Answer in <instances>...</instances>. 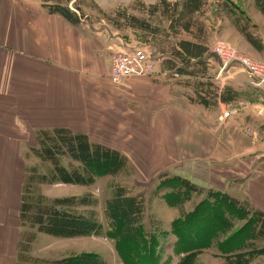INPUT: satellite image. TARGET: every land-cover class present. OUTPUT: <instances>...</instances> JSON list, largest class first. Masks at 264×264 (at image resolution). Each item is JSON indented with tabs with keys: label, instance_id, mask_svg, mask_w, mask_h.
<instances>
[{
	"label": "crops",
	"instance_id": "obj_1",
	"mask_svg": "<svg viewBox=\"0 0 264 264\" xmlns=\"http://www.w3.org/2000/svg\"><path fill=\"white\" fill-rule=\"evenodd\" d=\"M254 3L260 24L264 3ZM42 4L43 0H0V264H16L22 230L28 229L19 221V211L27 152L38 145L40 129L83 132L91 141L122 152L139 176L173 169L196 175L199 163H205L210 188L264 211V123L256 118L264 86L249 85L240 68L220 71L218 61L209 59L214 78L223 77L217 80L219 108L212 111L191 100L181 75L158 65L167 52L159 51L152 40L136 43L158 54L155 74L115 85L109 78L112 54L138 46L123 35L140 38L137 29H99L84 23L82 16L72 23L49 14ZM198 42L210 52L209 43ZM245 51L255 59L263 57L255 49ZM224 83L245 99L222 103ZM223 111L229 114L221 119ZM85 186L43 183L42 194L81 196L89 192ZM59 187L77 191L59 194ZM32 232L28 252L37 259H60L47 255L52 244L87 241L82 239L86 236L49 239L34 227Z\"/></svg>",
	"mask_w": 264,
	"mask_h": 264
},
{
	"label": "trees",
	"instance_id": "obj_2",
	"mask_svg": "<svg viewBox=\"0 0 264 264\" xmlns=\"http://www.w3.org/2000/svg\"><path fill=\"white\" fill-rule=\"evenodd\" d=\"M72 1L43 0L42 6L49 14H58L67 21L77 23L82 13L78 3ZM71 2L73 8L69 5ZM138 4L144 6L141 2ZM202 4L203 0L172 3L160 0L148 5L149 14L163 11V19L167 22L163 28L125 11L116 10V17L105 18L115 28L130 26L145 32L158 46V38L179 36L178 22L199 12ZM158 49L167 52L161 62L163 68L174 70L181 76H204L209 58L206 45L180 38L170 50L160 46ZM234 94L232 88L226 86L220 93V100L229 102ZM198 101L209 106L204 98ZM36 135L38 145L31 149L38 158L49 161L52 167L47 173H39L36 166L25 168L19 211V221L23 225L61 238L103 235L114 242V249L123 264H171L172 256L178 258L175 264H188L195 255L208 248H215L229 264H247L253 256L264 253V211L216 189H210L205 197L186 211L184 203L191 192H197L196 184L186 177L167 176L164 172L160 174L158 186L169 189L163 194L165 202L180 212L170 225L171 232L176 235L174 253L162 259L157 229L147 227L144 222L145 205L141 193H132L127 186L115 184L111 197L104 202L103 224L92 212L87 214L69 208L70 205L91 204L88 203L92 200L88 194L49 198L33 192L35 181L89 186L99 176L115 175L129 166L122 152L91 141L83 132H73L65 127L40 129ZM63 156L79 164L63 166L60 162ZM237 222L242 223L237 226ZM29 242L30 239L26 238L19 243L16 264H106L99 254L92 252H81L54 261L33 258L28 255Z\"/></svg>",
	"mask_w": 264,
	"mask_h": 264
},
{
	"label": "rangeland",
	"instance_id": "obj_3",
	"mask_svg": "<svg viewBox=\"0 0 264 264\" xmlns=\"http://www.w3.org/2000/svg\"><path fill=\"white\" fill-rule=\"evenodd\" d=\"M75 1L76 3H78V6L81 9L80 13H82L83 22L87 23V25H93L95 27H98L99 29L115 28L114 25L111 24V22H109L105 18V16L111 17V19H113V17L117 16V14L115 15L116 10L125 11L128 14H133L136 15L137 17L148 19L151 25H160L161 28L165 27V25L167 24L166 20L163 19L164 18L163 11L159 10V11H155V13L153 14H149V8L147 6L153 4V3H149L148 2L149 0H144V1L143 0H75ZM159 1L160 0H157L155 3H158ZM176 1H181V0H176ZM254 1L256 2V4H258L257 3L258 1L262 2V0H254ZM254 1L253 0H203V4H202L203 6L199 12H196L190 17L184 18L178 22L180 29L179 36L177 35L171 37L169 36L168 38H163V37L158 38L157 41L159 43L158 46L168 51L170 50L172 45H174V43L177 42L178 39L186 38L194 41L209 43L211 48L212 45L215 44L217 41L222 40L229 42V44L232 45V48L234 49L235 52H237V54L249 57L256 61H262L264 60V38H263L264 22L258 24V22L261 21H259L258 18L259 15H257L258 14L257 10H256L257 14L254 13L253 11V9L255 10ZM72 2L69 5L70 7L73 8ZM139 2L143 3L144 6L138 4ZM259 10L264 15V7L260 8ZM248 12H251L252 14H248ZM137 33L140 34V38L137 35L136 36L131 35L129 32H125L123 33V35H125L127 39H130L133 43H135L138 46H140V44H137L136 41L152 40V36L145 35L144 34L145 32L142 33L141 31L137 30ZM245 47H248L249 49H255L258 53H260V55H262L263 53L262 55L263 57L261 59H255L251 57L246 53ZM117 52H114L112 56ZM147 52H150L149 49L147 50ZM151 55L153 56V59L155 61L154 66L156 67L157 64L156 59L158 57V54L157 53L154 54L151 52ZM207 55H209L208 60L212 59L218 61V63L221 65L218 55L212 53L211 49L210 52L207 53ZM161 62L162 60L159 61L158 63L159 66L161 65ZM228 67H232V69L239 68V65L237 63H231L230 65H228ZM155 70L156 68H154L152 74L145 76L154 75ZM214 73H215L214 70L208 69L207 66V70L205 71L204 76H201L203 78H200L199 76H195V75L194 76L190 75L188 76L189 78H184L185 76H179V78H181L180 81L183 79L181 84L190 88L189 91L185 89V93L186 91H188V95L191 96V100L197 102L198 99L201 98L206 99L209 104L208 108L211 109L212 111L219 108V107H215L219 103L218 93L220 90L219 87L220 85L218 84L217 80L223 81L221 79L223 78L222 76H220L219 78L216 76V78H214ZM240 75H242V77L245 79L246 76L245 73L242 72ZM132 77H141V76H131L125 78L124 80ZM226 86L227 83H224V86L222 87V91ZM238 95L240 96V93ZM238 95L234 94L231 101L229 102L222 101V103L233 105L245 99V98H241L242 96L239 97ZM257 109H256V118L259 121H262L259 115L257 114ZM262 123L264 122L262 121ZM30 152H27V157H26L27 167L36 166L37 171L39 173H47L52 167L51 163L47 160H42V159H40V163L42 165L35 162L34 160L36 159L34 158L35 156L34 153H32L33 152L32 151L31 152L33 154L32 155ZM60 162L63 166L66 167L70 165L79 164L77 161L72 160L68 156L61 157ZM199 165H200L199 169H197L198 166L195 167V169H197L195 171H198V173L194 172L196 175L187 172L186 175L184 174L185 175L184 176L183 173L178 172L179 169H177L178 171H175L176 169H173L172 171L166 174L167 176L179 175L182 177H186L190 181L196 184L197 192L196 193L191 192L190 198L184 203V210L186 211L190 210L196 202H198L200 199L205 197L210 189L213 190V188L209 187L211 186L209 184L212 183L207 180V176H206V172H208L206 170L207 165L205 163L203 165L199 163ZM210 170L212 171V167ZM144 172L145 175L139 176L136 170L131 165H129L128 168H125L124 170L120 171L115 175L99 176L95 179V182L92 185L85 186L89 190V192L85 193V195L87 194L90 195V198L93 200L92 201L90 199L91 201H88V203L90 202L91 204L87 206L70 205L69 208L74 211L77 212L81 211L87 214L92 212L94 214L93 216L96 217L99 221H102V223L104 224V214H103L104 202L106 199L111 197L112 188L115 184L127 186L128 188H130V191L132 193H141L144 196L145 225L149 228L151 227L152 229H157V236L158 239L160 240L159 246L161 249V258L164 259L168 257L170 254L174 253L173 246L176 240V235L173 232H171L170 225H171V221L179 214L180 211L178 208L171 207L165 202L163 194L166 193L169 189L161 188V186H158V182L161 179L160 176L162 175L161 173L164 172L161 173L159 172L157 176L149 175L147 171ZM42 185L43 183H37L35 181L34 184L32 185L33 192L42 194ZM75 191L77 190L74 188L69 189V188L59 187L55 192L59 194L67 195ZM81 207H83V210L80 209ZM241 223L242 222H237L236 225L239 226ZM162 230L165 231V233ZM22 231L23 232L20 238V242L23 241L22 239H26V238L30 240L32 239L33 236L32 227L28 226V229ZM43 235H45V237H50L49 239H58L49 234H43ZM74 239H80V238H74ZM82 239H85L87 241L75 240L78 242L60 243L57 245L52 244L50 245L51 249L47 250L46 253L47 255L51 254L52 256H58L56 258H61V256L65 257V256L75 255L81 252H92L99 254L104 259L106 264H123L118 253L114 249V242L110 238L102 235V236H94V238L92 237L90 238L89 236H86L83 237ZM49 241L50 240H47L46 242ZM28 247H29V243H28ZM177 260H178L177 257L172 256L171 264H175ZM45 261H54V260L46 259ZM188 264H229V263L225 261V259L219 254V252L215 248H208L203 250L202 253L195 255ZM247 264H264V253L259 254L257 256H253L252 259H250Z\"/></svg>",
	"mask_w": 264,
	"mask_h": 264
},
{
	"label": "built area",
	"instance_id": "obj_4",
	"mask_svg": "<svg viewBox=\"0 0 264 264\" xmlns=\"http://www.w3.org/2000/svg\"><path fill=\"white\" fill-rule=\"evenodd\" d=\"M264 38V35H263ZM218 55L221 62L220 71H224L231 63H237L245 73L247 81L254 87L264 86V60L256 61L237 54L232 45L226 41H217L210 48ZM154 59L151 52L141 46H134L126 51H119L112 56L109 78L111 83L118 85L131 76L150 75L154 71ZM228 111H223L220 118H226ZM257 114L264 122V102L258 107Z\"/></svg>",
	"mask_w": 264,
	"mask_h": 264
}]
</instances>
